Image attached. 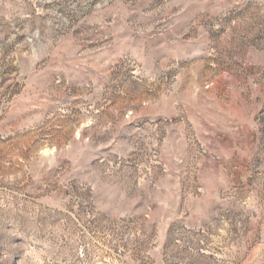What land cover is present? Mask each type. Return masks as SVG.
I'll list each match as a JSON object with an SVG mask.
<instances>
[{"label": "rangeland", "instance_id": "rangeland-1", "mask_svg": "<svg viewBox=\"0 0 264 264\" xmlns=\"http://www.w3.org/2000/svg\"><path fill=\"white\" fill-rule=\"evenodd\" d=\"M0 264H264V0H0Z\"/></svg>", "mask_w": 264, "mask_h": 264}]
</instances>
